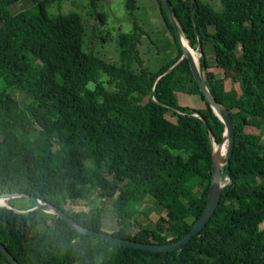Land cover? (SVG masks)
I'll list each match as a JSON object with an SVG mask.
<instances>
[{"label":"trees","instance_id":"1","mask_svg":"<svg viewBox=\"0 0 264 264\" xmlns=\"http://www.w3.org/2000/svg\"><path fill=\"white\" fill-rule=\"evenodd\" d=\"M19 1L0 0V194H24L96 232L98 207L112 200L118 224L111 236L157 245L180 240L205 206L212 144L224 146L223 125L193 81L202 107L177 105L172 79L187 61L158 0L176 55L154 72L130 68L142 63L135 0H123L133 30L118 35V66L82 51L80 15L48 20L41 3L57 0H30L36 13L10 15ZM166 2L180 36L198 54L205 89L234 127L214 215L179 250L147 253L79 235L55 215L29 211L26 198L19 199L31 208L15 209L16 199H7L0 206V245L16 264H264V0H248L240 14L238 0ZM96 3L88 0L84 14L102 26ZM227 68L236 74V91L223 90L213 73ZM145 198L161 215L142 227L134 218L145 211L130 208ZM78 201L86 211L69 208ZM95 245L105 246V254ZM0 264H9L1 254Z\"/></svg>","mask_w":264,"mask_h":264},{"label":"rangeland","instance_id":"2","mask_svg":"<svg viewBox=\"0 0 264 264\" xmlns=\"http://www.w3.org/2000/svg\"><path fill=\"white\" fill-rule=\"evenodd\" d=\"M247 1L248 0H238V12L246 7ZM87 3L88 0H57L53 2L42 1L41 6L48 20H55L72 14L80 15L85 26L82 51L84 53H90L103 61L118 66V35L121 33H129L133 30L132 22L124 9L123 0H97V12L102 14L104 17V23L102 26L97 21L91 20L85 16L84 11L86 10ZM135 6L136 10L133 14L134 21L144 33L141 36L140 44L137 46L142 63L140 67H138L137 64H133L130 68L136 71L141 68L145 71L154 72L174 58L176 55V47L172 37L161 20L156 0H135ZM36 11L37 9L30 2V0H20L8 8L10 15L20 12L36 13ZM181 39L182 43H185V40L182 37ZM203 47L208 65H212V44L210 42H206ZM243 51L246 52V48H244ZM190 53L191 60L195 68H197L198 54L192 50ZM213 73L219 76L220 82L223 85V90H237L238 81L236 74L231 68L217 69L214 70ZM193 83L188 64L182 63L176 68L172 79L173 94L177 105L196 109L202 107V103L199 100ZM16 98L21 104L25 103V99L21 95H17ZM166 120L170 124L173 123L171 118L166 117ZM166 132L169 134L168 129H166ZM220 145H222V143ZM223 148L224 154L219 157V165H222L224 160L225 145L215 151L217 154L218 150ZM219 183L220 185H223L224 180L220 179ZM15 199L16 200L13 203L15 209L31 208L28 201H23L19 198ZM0 201V206H4L5 201ZM111 201L112 200H105L98 207L100 209V231L108 235L116 232V225L118 224L111 208ZM96 205L98 206L99 204L96 202ZM127 210H129L127 206L123 208L124 212H127ZM130 210L145 211V217L138 216L137 218H134L137 224L142 227L155 224L158 216L161 215L160 207H158L154 201L149 198H145L143 203L135 208H130ZM160 225L163 228L166 227L164 223H160ZM119 228L122 229V225H120ZM161 237L163 239L167 238L164 234H162ZM95 247L102 253V255L105 254V246L95 245Z\"/></svg>","mask_w":264,"mask_h":264},{"label":"water","instance_id":"3","mask_svg":"<svg viewBox=\"0 0 264 264\" xmlns=\"http://www.w3.org/2000/svg\"><path fill=\"white\" fill-rule=\"evenodd\" d=\"M161 10L165 14L166 20L171 27L174 37L176 38L180 48H181V56L187 61L192 81L195 83L198 92L200 93L203 101L206 102L211 109L214 116L222 123L223 125V134L221 143L225 144V155L222 165L218 164V160H215L213 157V144H212V152H211V170H210V181L208 187V193L206 197L205 206L199 216V218L195 221L192 225L190 230L182 237L180 240L176 242L166 243V244H145V243H138L135 241H130L126 239H121L117 237H113L111 235L105 234L103 232H96L92 230H88L85 228L80 227L79 225L75 224L71 218L64 215L62 212L57 210L56 208L52 207L49 204L39 203L37 200L26 196L24 194H0V200H7V199H15V198H26L32 205L33 208L29 211H33L35 209L55 215L57 218L64 221L70 229L74 230L79 235H88L93 239H96L102 243L112 244L119 247H124L127 249H134L139 250L142 252L147 253H160V252H174L180 249L181 246L185 245L191 237H194L199 231H201L205 224L209 221V219L214 215V211L218 205V201L220 196L223 192L224 186L220 185V174L221 170L223 169L225 175L228 173V160L231 155V151L233 148V134H234V127L230 116L227 112L217 103L215 100L208 94L207 90L205 89L201 77L198 73V69L195 68L190 54L187 50H185L181 45V36L179 31L173 21L169 8L167 6L166 0H158ZM189 47V46H188ZM189 49H191L189 47ZM216 111L219 114V117L215 114ZM220 143V144H221ZM219 146V145H218ZM0 254L2 257L9 263V264H16L12 257L7 253V251L0 245Z\"/></svg>","mask_w":264,"mask_h":264},{"label":"bare ground","instance_id":"4","mask_svg":"<svg viewBox=\"0 0 264 264\" xmlns=\"http://www.w3.org/2000/svg\"><path fill=\"white\" fill-rule=\"evenodd\" d=\"M181 45H182V47L185 49V50H187L188 51V53L189 54H191L190 53V49H189V47H188V45H187V43L185 42V43H182V39H181ZM192 56V55H191ZM193 58V57H192ZM194 60V59H193ZM215 112V114L219 117V114L216 112V111H214ZM223 145H225V144H223ZM215 148L213 149V157H214V159L215 160H218L219 161V157H221V156H223V154H224V148L223 149H221V150H218V153L216 154L215 153V151L218 149L216 146H214ZM1 202V201H0Z\"/></svg>","mask_w":264,"mask_h":264},{"label":"built area","instance_id":"5","mask_svg":"<svg viewBox=\"0 0 264 264\" xmlns=\"http://www.w3.org/2000/svg\"><path fill=\"white\" fill-rule=\"evenodd\" d=\"M262 140L264 141V136L262 137ZM82 201H78L75 203H72L69 205V208L73 211V212H79V211H86V206L84 205V203L82 204ZM169 239L166 238V241H168Z\"/></svg>","mask_w":264,"mask_h":264},{"label":"crops","instance_id":"6","mask_svg":"<svg viewBox=\"0 0 264 264\" xmlns=\"http://www.w3.org/2000/svg\"><path fill=\"white\" fill-rule=\"evenodd\" d=\"M211 64V63H210Z\"/></svg>","mask_w":264,"mask_h":264}]
</instances>
